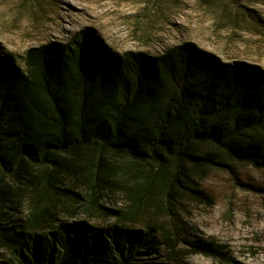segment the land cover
<instances>
[{"label": "trees", "instance_id": "obj_1", "mask_svg": "<svg viewBox=\"0 0 264 264\" xmlns=\"http://www.w3.org/2000/svg\"><path fill=\"white\" fill-rule=\"evenodd\" d=\"M23 63L0 56V264H155L170 237L158 218L178 219L209 173L264 169L256 66L190 41L154 55L87 35ZM116 192L124 204L105 207Z\"/></svg>", "mask_w": 264, "mask_h": 264}, {"label": "rangeland", "instance_id": "obj_2", "mask_svg": "<svg viewBox=\"0 0 264 264\" xmlns=\"http://www.w3.org/2000/svg\"><path fill=\"white\" fill-rule=\"evenodd\" d=\"M83 35L120 53L154 55L190 41L264 73V0H0V56L16 66L24 68L32 46ZM202 189L176 204L178 219L158 218L170 237L155 264H264V169L214 170ZM124 202L118 192L102 199L105 207Z\"/></svg>", "mask_w": 264, "mask_h": 264}]
</instances>
